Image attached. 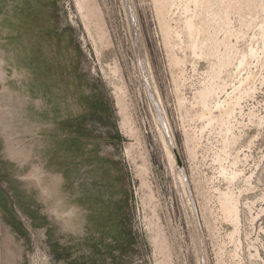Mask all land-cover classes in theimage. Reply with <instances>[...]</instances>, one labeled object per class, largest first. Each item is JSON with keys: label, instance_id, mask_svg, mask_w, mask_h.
<instances>
[{"label": "rangeland", "instance_id": "obj_1", "mask_svg": "<svg viewBox=\"0 0 264 264\" xmlns=\"http://www.w3.org/2000/svg\"><path fill=\"white\" fill-rule=\"evenodd\" d=\"M65 106L123 177L105 264H264V0H0V160Z\"/></svg>", "mask_w": 264, "mask_h": 264}, {"label": "crops", "instance_id": "obj_2", "mask_svg": "<svg viewBox=\"0 0 264 264\" xmlns=\"http://www.w3.org/2000/svg\"><path fill=\"white\" fill-rule=\"evenodd\" d=\"M36 45L40 49L35 40V50ZM64 109L47 121L35 119L39 131L28 149L24 136L16 168L0 160V264H28L31 252L42 246L60 264H105L106 253L116 254L128 233L119 166L93 145L94 138L75 140V126L87 121L81 116L75 123L73 108ZM55 134L65 148L51 137ZM74 141L85 149L76 152Z\"/></svg>", "mask_w": 264, "mask_h": 264}, {"label": "bare ground", "instance_id": "obj_3", "mask_svg": "<svg viewBox=\"0 0 264 264\" xmlns=\"http://www.w3.org/2000/svg\"><path fill=\"white\" fill-rule=\"evenodd\" d=\"M80 1V0H79ZM192 10V9H191ZM192 18V17H191ZM190 18V22L189 23H191L190 25H191V27H190V30H192L193 29V27L195 26L194 24H193V21H192V19ZM194 47H196V43L194 44ZM140 51V50H139ZM150 84V83H149ZM153 90V89H152ZM211 93H212V89L210 88V89H205L204 91H203V93H202V96H203V98L204 99H206V98H208L210 95H211ZM154 96V95H153ZM152 98V97H151ZM158 99H159V97H158ZM154 101V100H153ZM156 101V100H155ZM154 101V103H155V108H156V110H157V107H159L158 106V104L160 105V103H159V101H158V103H156ZM160 110V109H159ZM159 110H157L158 111V113H160L159 112ZM159 115H161V116H163V118H164V121H162V118H160V124H161V129L160 130H163V131H161L162 132V134H163V137H164V139H165V142H166V144H165V142H163V145H164V147H165V151H166V154H167V157H168V160H169V162H170V164L172 165V166H174V163L176 162V160H175V156H174V154H173V152H172V148L173 147H175V144H174V140H173V137L170 135V132H169V126H168V123H167V119H166V116H165V114L162 112V113H160ZM162 123H164V125H165V128L163 127L164 125L162 124ZM160 128V127H159ZM167 146H168V149H169V151H170V153H169V151H168V149H167ZM172 156V157H171ZM174 156V157H173ZM172 158H173V160H174V163H173V160H172ZM176 167H177V165H176ZM179 170H181L180 168H178ZM181 172V174H182V171H180ZM180 176V175H179ZM181 177V176H180ZM181 181H182V184L184 185L185 184V181L182 179V177H181ZM181 184V183H180Z\"/></svg>", "mask_w": 264, "mask_h": 264}, {"label": "water", "instance_id": "obj_4", "mask_svg": "<svg viewBox=\"0 0 264 264\" xmlns=\"http://www.w3.org/2000/svg\"><path fill=\"white\" fill-rule=\"evenodd\" d=\"M162 124L164 125V123H162ZM163 127L165 128V125ZM172 152H173V154L175 156L177 167L181 169V161H180L179 156L177 154V151H176V149L174 147L172 148Z\"/></svg>", "mask_w": 264, "mask_h": 264}]
</instances>
